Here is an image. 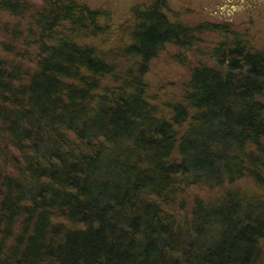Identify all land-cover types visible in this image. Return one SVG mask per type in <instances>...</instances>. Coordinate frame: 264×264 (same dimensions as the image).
Instances as JSON below:
<instances>
[{"label":"trees","instance_id":"obj_1","mask_svg":"<svg viewBox=\"0 0 264 264\" xmlns=\"http://www.w3.org/2000/svg\"><path fill=\"white\" fill-rule=\"evenodd\" d=\"M167 10L153 0L115 21L82 0H0L15 54L0 53V264L262 260L264 193L231 185L264 192V49ZM207 32L221 37L212 63L157 101L151 61ZM190 186L230 187L179 214Z\"/></svg>","mask_w":264,"mask_h":264},{"label":"rangeland","instance_id":"obj_2","mask_svg":"<svg viewBox=\"0 0 264 264\" xmlns=\"http://www.w3.org/2000/svg\"><path fill=\"white\" fill-rule=\"evenodd\" d=\"M41 2V0H36ZM91 7H103L112 12L115 21H123L133 16L132 8L138 4L150 3L153 0H82ZM168 15L171 19H183L192 24L200 22L229 23L234 29L246 32L252 37L256 45L264 49V0H167ZM10 19L8 14L4 20ZM15 23L16 18L10 19ZM26 24V20L23 22ZM215 32L202 35L201 41L192 49L182 48L175 44H168L151 61V67L145 78L150 85V93L163 101L171 97H180L182 90L190 77L192 67L200 63H212L211 49L220 40ZM222 39H225L222 37ZM10 40L0 35V42ZM0 53L7 57L15 54L2 48ZM230 187V186H228ZM228 187L209 188L206 186L182 187L178 196L177 208L179 214H186L195 197L206 201H214L225 193ZM231 187H239L242 191H260L250 178H244ZM184 207H182V205ZM264 244V243H263ZM258 264H264V254Z\"/></svg>","mask_w":264,"mask_h":264}]
</instances>
